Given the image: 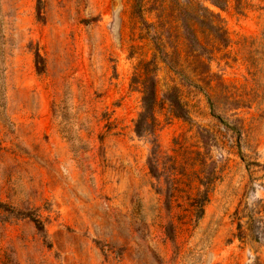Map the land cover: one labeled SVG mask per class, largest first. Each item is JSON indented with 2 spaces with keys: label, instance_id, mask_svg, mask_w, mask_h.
I'll return each instance as SVG.
<instances>
[{
  "label": "rangeland",
  "instance_id": "374dc122",
  "mask_svg": "<svg viewBox=\"0 0 264 264\" xmlns=\"http://www.w3.org/2000/svg\"><path fill=\"white\" fill-rule=\"evenodd\" d=\"M132 1L0 0V264H264V0H143L142 23ZM189 3L229 38L190 21L212 76L184 52Z\"/></svg>",
  "mask_w": 264,
  "mask_h": 264
},
{
  "label": "trees",
  "instance_id": "16d2710c",
  "mask_svg": "<svg viewBox=\"0 0 264 264\" xmlns=\"http://www.w3.org/2000/svg\"><path fill=\"white\" fill-rule=\"evenodd\" d=\"M227 1L228 0H210V2L219 9H223ZM142 2L143 0L132 1V10L141 23L145 22ZM200 7L201 8L199 9H201V12L198 11L197 4L189 3L186 9L189 17H182L181 19V28L185 40L184 52L187 56L192 57L196 64L201 66L206 64L207 74L212 76L214 73L210 71L209 65L205 63V59H203V53L207 54L206 58L209 59L212 51L199 42V39L195 34V29L190 21L197 19L199 22H201L206 30V33H209L211 36L216 38L219 42V45L221 46H226L229 38L219 16L204 6ZM199 50H202V52L200 53ZM158 53L166 55V53L163 52L160 47H157V49L154 50L152 58L148 61H144L140 68L142 85L141 110L139 111L137 118L134 120L133 130L136 135L145 136L148 138L154 134L157 125L155 111L159 103V98L157 92V78L155 74V70L157 69L155 59L157 58ZM173 54L175 58V56H178L179 51L177 49H173L171 55ZM35 64L37 71L40 72L42 70V65L41 57L38 53L35 55ZM161 101L166 102L167 107L173 116L182 118L185 121L191 120L190 116L188 115V109L180 99L178 86L172 85L167 88L162 94ZM201 180V182H203L202 184L206 186L207 182H205L203 179ZM207 199L208 191L207 187H205L197 194L196 201L198 204L196 207L198 209V216L203 213V206Z\"/></svg>",
  "mask_w": 264,
  "mask_h": 264
}]
</instances>
